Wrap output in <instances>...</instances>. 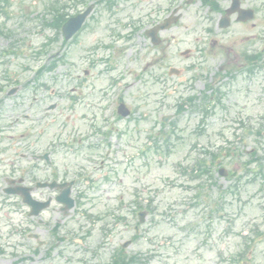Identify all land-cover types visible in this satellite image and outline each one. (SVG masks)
I'll list each match as a JSON object with an SVG mask.
<instances>
[{
    "label": "rangeland",
    "instance_id": "rangeland-1",
    "mask_svg": "<svg viewBox=\"0 0 264 264\" xmlns=\"http://www.w3.org/2000/svg\"><path fill=\"white\" fill-rule=\"evenodd\" d=\"M7 1L5 5L0 0V31L10 32L11 36L0 35V51L14 45L19 55L0 60V64L9 66L19 80H33L48 54L61 55L63 50L67 54L53 73L41 79L58 82L55 88L65 91L64 98L57 102L61 110L50 113L45 120L49 142L59 130L64 140L88 133L91 117L97 125L94 114L107 116L113 129L111 147L102 151L110 156L106 164L109 182L103 181L105 174H97L94 188H89L75 211L68 216L49 213L50 227L59 217L60 236L65 242L47 258L46 248L32 253L29 248L34 243L27 238L25 243L22 239L19 248L7 245L19 236L10 239L11 233L4 229L0 232V264H106L133 236L139 206L148 207L149 215L139 228L140 238L125 251L142 255L146 264H264V237L255 233L256 227L264 228V181L247 184L243 178L235 183V179L220 177L219 167L215 169L217 161L228 172L243 176L242 162L254 151L264 168V138L247 134L262 131L264 136V70L253 77L245 75L241 60L227 53V47L235 48L232 39L221 42V35L215 36L223 50L218 45L212 47V40L205 41V19H201L204 11L197 15L198 7L189 9L180 25L169 32L172 37L167 47L152 51L142 38L130 44L117 39L126 51L114 55L112 67L107 69L109 64L103 62L90 66L93 60L107 57L101 46L114 41L110 30L125 34L117 24L124 18L121 0L114 16L99 6L77 40L62 49L58 37L48 52L35 60L34 53L54 37L52 31L41 28L40 16L56 1L72 4L74 0ZM76 10L69 9L70 13ZM190 26L192 29L186 30ZM260 30L257 28L255 33ZM204 46L209 47V54L198 55L197 50ZM186 50L191 51L187 59L181 56ZM169 68L178 69L179 76L168 77ZM84 70L90 72L88 86L82 90L84 99L72 108L68 92ZM226 72L233 76L223 77ZM207 85L220 90L217 96H221V102L206 117L191 109L188 98L194 97L200 105L201 92ZM117 99L134 111V120L116 121ZM163 117L170 120L162 125ZM159 131L168 132L170 141L166 144L159 140L155 147L152 137ZM206 152L217 155L216 161ZM65 153L55 157L64 168L85 164L81 153ZM203 160L214 162L211 180L206 175L193 177L192 171ZM235 184L238 187L233 194L228 189ZM83 211L99 220L91 223ZM117 216L124 221L115 222ZM35 228V224L30 227L32 231Z\"/></svg>",
    "mask_w": 264,
    "mask_h": 264
},
{
    "label": "flooded vegetation",
    "instance_id": "flooded-vegetation-1",
    "mask_svg": "<svg viewBox=\"0 0 264 264\" xmlns=\"http://www.w3.org/2000/svg\"><path fill=\"white\" fill-rule=\"evenodd\" d=\"M235 1V13L228 16L229 28L240 31L244 29L249 33L257 28L264 30V0H203L201 5L207 6V21H215V29L218 33L226 30L218 28L220 18H224ZM129 5L136 2L141 9L137 31L140 36L147 39V33L164 24V21L179 9L180 19L182 12L190 6L187 0H127ZM239 11V12H238ZM248 12L252 21H242L240 12ZM245 17V16H243ZM173 24L169 32L176 28ZM227 29V30H228ZM210 31V30H208ZM31 84L26 81L0 80V208L11 209L13 213H19L24 223H31L29 217L30 206L23 203L24 194L39 202H54L58 195L64 191V172L50 170L53 166V152L43 144V119L47 117V106L42 112V107L47 104L44 98L45 86H38L33 90ZM47 155L48 159L44 156ZM72 190L78 185L77 179H72ZM56 183L52 189L42 187L44 184ZM11 202L7 207L6 203ZM59 206V205H58ZM59 206V212H62ZM24 210V211H23ZM45 210L40 215L46 213ZM13 222V219L10 220ZM9 221L6 222V224ZM37 223L45 224L37 220ZM5 224V222L3 223Z\"/></svg>",
    "mask_w": 264,
    "mask_h": 264
},
{
    "label": "trees",
    "instance_id": "trees-1",
    "mask_svg": "<svg viewBox=\"0 0 264 264\" xmlns=\"http://www.w3.org/2000/svg\"><path fill=\"white\" fill-rule=\"evenodd\" d=\"M112 264H121V261H117L114 259Z\"/></svg>",
    "mask_w": 264,
    "mask_h": 264
}]
</instances>
